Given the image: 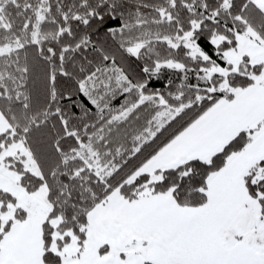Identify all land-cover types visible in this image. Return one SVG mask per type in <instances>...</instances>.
I'll return each instance as SVG.
<instances>
[{
  "label": "snow or ice",
  "instance_id": "obj_1",
  "mask_svg": "<svg viewBox=\"0 0 264 264\" xmlns=\"http://www.w3.org/2000/svg\"><path fill=\"white\" fill-rule=\"evenodd\" d=\"M0 264H264V0H0Z\"/></svg>",
  "mask_w": 264,
  "mask_h": 264
}]
</instances>
